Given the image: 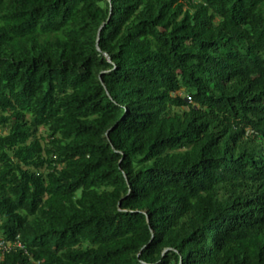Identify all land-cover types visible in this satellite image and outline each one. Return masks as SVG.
Instances as JSON below:
<instances>
[{
  "label": "trees",
  "instance_id": "obj_1",
  "mask_svg": "<svg viewBox=\"0 0 264 264\" xmlns=\"http://www.w3.org/2000/svg\"><path fill=\"white\" fill-rule=\"evenodd\" d=\"M15 237L0 264H264V0H0Z\"/></svg>",
  "mask_w": 264,
  "mask_h": 264
},
{
  "label": "built area",
  "instance_id": "obj_2",
  "mask_svg": "<svg viewBox=\"0 0 264 264\" xmlns=\"http://www.w3.org/2000/svg\"><path fill=\"white\" fill-rule=\"evenodd\" d=\"M13 249L23 250L26 253L23 244L20 242L18 237H15L13 240L5 241L0 238V258L6 253H9Z\"/></svg>",
  "mask_w": 264,
  "mask_h": 264
},
{
  "label": "rangeland",
  "instance_id": "obj_3",
  "mask_svg": "<svg viewBox=\"0 0 264 264\" xmlns=\"http://www.w3.org/2000/svg\"><path fill=\"white\" fill-rule=\"evenodd\" d=\"M38 137H41V136H45V133L43 130H39L38 134H37Z\"/></svg>",
  "mask_w": 264,
  "mask_h": 264
}]
</instances>
